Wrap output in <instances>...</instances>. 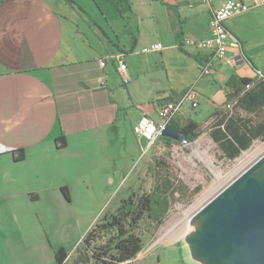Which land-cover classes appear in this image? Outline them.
<instances>
[{
    "label": "crops",
    "instance_id": "1",
    "mask_svg": "<svg viewBox=\"0 0 264 264\" xmlns=\"http://www.w3.org/2000/svg\"><path fill=\"white\" fill-rule=\"evenodd\" d=\"M224 1L0 0V264H56L59 229L78 237L58 248L77 246L85 235L74 223L77 213L100 216L111 207L105 204L119 202L121 172L145 140L133 125L143 114L158 120V104L191 85L200 106H187L180 121L201 126L214 119L211 135L231 118L248 136L261 132L254 140L264 136V4L246 12L242 31L227 20L240 43L226 57L178 46L185 37L207 38L213 10ZM154 43L165 48L142 51ZM117 51L125 52L128 82L113 60L99 63ZM208 61L212 71L201 76ZM233 75L253 82L232 95ZM251 89L259 102L240 105ZM62 136L66 145L59 147ZM20 149L25 156L17 160ZM78 199L95 204L78 207Z\"/></svg>",
    "mask_w": 264,
    "mask_h": 264
},
{
    "label": "rangeland",
    "instance_id": "2",
    "mask_svg": "<svg viewBox=\"0 0 264 264\" xmlns=\"http://www.w3.org/2000/svg\"><path fill=\"white\" fill-rule=\"evenodd\" d=\"M247 11L233 16L231 22L235 30L237 26L241 31L247 26ZM233 104L234 101L231 103L232 111ZM213 122L214 119L201 123L200 135L191 142L171 143L161 136L154 145L148 147L147 141L143 140L141 152L136 153L131 164L121 172L124 182L117 199H120L122 192L125 195L137 189L150 191L155 185L158 168L167 170L175 179L177 186L174 202L165 221L159 226L148 221L144 222V247L134 264H140L139 262L145 260V257L146 264H225L227 262L228 258L223 252L214 257L194 256L198 252L195 239L201 236L198 232L201 221L205 222L207 214L211 213L209 207L202 211L200 209L264 154V136L254 140L251 146L235 159H229L210 135L209 128ZM123 178L120 177L118 184ZM116 203L117 200L113 204H105V207L111 205L110 208H114ZM75 204L85 208L95 202L78 199ZM101 216L95 212L77 213L74 223L76 222L78 231L86 233ZM77 237V235L65 234L63 230H56L53 233L55 250L58 249L56 246L58 242L71 245L70 243ZM67 250L69 255L64 264H73L76 246ZM51 253V248L48 247L45 252L48 259Z\"/></svg>",
    "mask_w": 264,
    "mask_h": 264
},
{
    "label": "trees",
    "instance_id": "3",
    "mask_svg": "<svg viewBox=\"0 0 264 264\" xmlns=\"http://www.w3.org/2000/svg\"><path fill=\"white\" fill-rule=\"evenodd\" d=\"M252 82V78L233 75L227 81V86L231 88L232 95H239L243 87L250 86ZM246 99L253 103L259 102L252 98V89L240 96L238 103L244 105ZM230 110L229 108L227 111L228 116H231ZM222 121L216 124L217 127L212 130L211 135L229 159L238 157L251 146L256 136L261 135V132H257L252 133L253 137L248 136L246 131L239 130L240 127L231 118L223 126ZM171 125L187 135V142L200 135V125L194 120L174 119ZM163 139L171 143L177 142L167 137ZM57 145H66L64 136L57 139ZM24 156V149H20L15 158L22 160ZM155 177V185L150 191L131 190L120 197L114 208H109L94 222L76 246L73 264H134L144 247V222L161 225L172 207L177 191L176 181L167 170L158 168ZM62 191L69 198L66 186L62 187ZM68 255L69 252L64 246L59 247L55 254L56 264H64Z\"/></svg>",
    "mask_w": 264,
    "mask_h": 264
},
{
    "label": "water",
    "instance_id": "4",
    "mask_svg": "<svg viewBox=\"0 0 264 264\" xmlns=\"http://www.w3.org/2000/svg\"><path fill=\"white\" fill-rule=\"evenodd\" d=\"M162 136L187 141V135L171 124ZM262 163L264 155L200 209L209 207L211 213L201 221L195 257L223 252L225 264H264V183L252 176Z\"/></svg>",
    "mask_w": 264,
    "mask_h": 264
},
{
    "label": "built area",
    "instance_id": "5",
    "mask_svg": "<svg viewBox=\"0 0 264 264\" xmlns=\"http://www.w3.org/2000/svg\"><path fill=\"white\" fill-rule=\"evenodd\" d=\"M203 2H210V0H203ZM264 0H225L219 7L213 10L210 21V35L202 40L185 37L179 47L189 44L198 45L201 49H210L212 55L217 57H226L229 47L239 46V40L228 29L226 22L234 15L249 10L252 7L263 5ZM162 43H154L150 46L144 47L143 52L159 51L164 49ZM113 60L117 69L123 76L125 82L131 78L128 73V66L125 61V52L117 51L109 53L100 59V65L105 66L108 61ZM212 71L211 62H206L201 67L200 75H208ZM264 79V73L259 74ZM201 94L194 86H189L176 99L159 103L157 110L159 119L156 120L147 114H143L141 118L133 125V131L136 135L144 138L147 141L148 147L154 145L162 136L163 129L171 124L174 119H178L185 115L187 106L192 109H198L200 106Z\"/></svg>",
    "mask_w": 264,
    "mask_h": 264
},
{
    "label": "bare ground",
    "instance_id": "6",
    "mask_svg": "<svg viewBox=\"0 0 264 264\" xmlns=\"http://www.w3.org/2000/svg\"><path fill=\"white\" fill-rule=\"evenodd\" d=\"M259 150V149H258ZM257 151V150H256ZM259 152V151H258ZM264 155V154H263ZM262 155V156H263ZM261 156V157H262ZM260 157V158H261ZM259 159V158H258ZM257 159V160H258ZM253 164V163H252ZM251 164V165H252ZM250 165V166H251ZM245 171V170H244ZM243 171V172H244ZM252 176L257 178L261 183H264V163H262V165H260L258 168H256L253 172H252Z\"/></svg>",
    "mask_w": 264,
    "mask_h": 264
}]
</instances>
